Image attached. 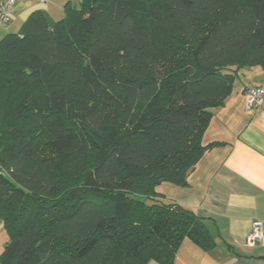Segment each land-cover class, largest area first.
Segmentation results:
<instances>
[{
  "label": "trees",
  "instance_id": "obj_1",
  "mask_svg": "<svg viewBox=\"0 0 264 264\" xmlns=\"http://www.w3.org/2000/svg\"><path fill=\"white\" fill-rule=\"evenodd\" d=\"M264 68V0H81L0 41L2 264H175L213 110ZM75 165V167L73 166ZM81 166L78 175L72 169Z\"/></svg>",
  "mask_w": 264,
  "mask_h": 264
},
{
  "label": "crops",
  "instance_id": "obj_2",
  "mask_svg": "<svg viewBox=\"0 0 264 264\" xmlns=\"http://www.w3.org/2000/svg\"><path fill=\"white\" fill-rule=\"evenodd\" d=\"M80 1L19 0L11 23L0 24V41L18 33L33 13L41 11L58 21L65 17L67 5L78 8ZM249 87L264 88V68L241 70L231 95L213 110L203 145H217L190 172L188 185L162 183L157 187L166 202L204 218L216 242L213 250L204 251L185 240L175 264H264V105L247 108L245 91ZM255 222L263 224V239L250 246L247 239Z\"/></svg>",
  "mask_w": 264,
  "mask_h": 264
},
{
  "label": "built area",
  "instance_id": "obj_3",
  "mask_svg": "<svg viewBox=\"0 0 264 264\" xmlns=\"http://www.w3.org/2000/svg\"><path fill=\"white\" fill-rule=\"evenodd\" d=\"M19 0H3L0 3V24H10L12 21V13L15 4ZM40 3H47L48 0H36ZM247 97V108H258L264 105V88L262 87H249L245 91ZM263 239V224L262 222H255L251 234L247 239V244L255 246Z\"/></svg>",
  "mask_w": 264,
  "mask_h": 264
},
{
  "label": "rangeland",
  "instance_id": "obj_4",
  "mask_svg": "<svg viewBox=\"0 0 264 264\" xmlns=\"http://www.w3.org/2000/svg\"><path fill=\"white\" fill-rule=\"evenodd\" d=\"M73 166L75 167V165ZM79 169H81L80 165L77 166L75 169H72L73 175H78L80 173ZM9 240H10L9 234L3 224V221L0 218V256L3 253L4 247L9 242ZM0 264H2L1 261Z\"/></svg>",
  "mask_w": 264,
  "mask_h": 264
}]
</instances>
